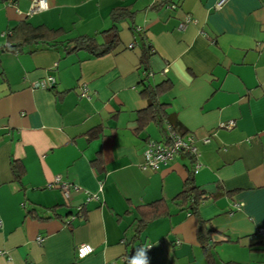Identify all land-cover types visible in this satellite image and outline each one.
I'll return each mask as SVG.
<instances>
[{
  "label": "crops",
  "instance_id": "1",
  "mask_svg": "<svg viewBox=\"0 0 264 264\" xmlns=\"http://www.w3.org/2000/svg\"><path fill=\"white\" fill-rule=\"evenodd\" d=\"M46 1L48 10L30 16L34 0L0 4V46L23 22L62 30L54 47L0 54V264H125L140 208L159 201L170 215L134 245L135 252L152 246L148 264H206L198 218L212 230L217 264H264V0H228L220 10L219 0H173L162 8L153 0ZM118 8L132 17L118 24L120 45L111 54L66 55L61 41L102 42ZM143 47L152 53L148 71ZM51 75L53 90L34 88ZM165 82L171 88L160 103L197 138L194 178L206 194L198 217L176 200L194 170L189 155L157 171L140 167L147 144L166 135L154 122L140 128L139 113L148 108L142 85ZM56 177L80 191L66 200L49 187ZM88 195L97 199L84 217L67 218ZM81 244L95 252L79 260Z\"/></svg>",
  "mask_w": 264,
  "mask_h": 264
},
{
  "label": "trees",
  "instance_id": "2",
  "mask_svg": "<svg viewBox=\"0 0 264 264\" xmlns=\"http://www.w3.org/2000/svg\"><path fill=\"white\" fill-rule=\"evenodd\" d=\"M9 1L13 0H0V4H5ZM172 1L173 0H164L156 8L165 7L172 3ZM131 13V10L128 8H118L113 10L111 14L113 22L112 27L101 34L103 37L102 42H99L96 37L83 36L72 40L61 41L59 43L63 45L66 55H72L80 51H85L91 57L98 58L111 54L120 45L118 24L124 19L132 17ZM6 35L8 36V44L0 46V54L4 52L21 54L24 52V49L28 48V46L34 48L30 50L29 53H34L44 49L45 47L56 46L58 42L57 39H59L62 35V30H51L44 26L34 27L27 22H23L20 23L14 30L9 31ZM139 35L142 36L141 33ZM150 55H152L151 50L148 48L145 49V47H143L141 65L146 71H148ZM142 86L141 95L147 100L148 108L139 113L138 122L141 126L140 128L143 129L148 123L154 122L159 127L164 128L165 134H167V127H169L172 132L181 136H186L187 133L182 130L181 124L178 122L176 116L174 114H167L165 105L161 104L159 101L160 96L170 90L171 83L165 82L156 87H152L148 84L145 85L143 83ZM99 132L100 129H95L90 136L93 138ZM190 157L194 161L193 157ZM93 164L97 167V169H99L100 172H102L101 160L96 159ZM18 167L19 166H16V164L14 165V173L20 179L22 175L21 171H18ZM195 173L196 171L193 170L189 174L184 182L183 190L178 195L176 200L180 201L181 208L189 212L192 216L198 217L199 207L206 201V194L196 186L194 178ZM80 207L81 210L77 209L75 214H69L67 215V218L72 216L84 217L86 205L83 204ZM50 211L55 213V209H51ZM140 211L142 217L134 226L132 235L128 237L127 242L125 241L127 243L126 245L131 247L127 257L128 259L125 264H129V259L135 254L134 245L141 240V236L148 226L157 219L170 215L169 207L163 201H159L152 205L145 206L144 208H140ZM29 215H32L33 217L39 216L36 210L30 211ZM211 232L212 230L208 229L206 222L198 218V236L202 242V248L206 257V264H217L216 258L212 252V248L209 246Z\"/></svg>",
  "mask_w": 264,
  "mask_h": 264
},
{
  "label": "built area",
  "instance_id": "3",
  "mask_svg": "<svg viewBox=\"0 0 264 264\" xmlns=\"http://www.w3.org/2000/svg\"><path fill=\"white\" fill-rule=\"evenodd\" d=\"M164 0H153L155 4H161ZM228 0H219V2L216 5V8L218 10L222 9L223 6L226 4ZM43 5H47V7H44ZM174 9L175 6L171 5ZM169 6V7H171ZM49 9V4L46 0H34L31 11L28 14V16L43 12ZM191 19H187L186 23L181 25V29H183L186 24L191 23ZM133 47V45L131 46ZM56 85V78L51 75L48 78L42 80L38 84L34 86L36 89H43V90H52ZM82 97H89L88 90L84 86L82 87ZM232 126V125H230ZM229 125L225 126L227 128H231ZM167 134L166 137L162 141H154L151 140L146 147V150L144 152V159L141 164V169L143 171H157L162 166H166L170 163H172L178 155L181 153H187L194 159V170L197 172V170L201 167L200 162V152L197 145V138L194 134H187L186 136H181L179 134H176L172 132V130L167 127ZM204 144H208L210 142L209 139H206L203 141ZM59 187L66 198V200L70 199V196L73 192L80 191V187L76 185H70L67 183L62 182L60 177H56L54 180V183L51 184L49 187L55 188ZM97 196L95 195H88V200L85 203V205L92 201L96 200ZM78 210H81V207L77 208ZM2 226V222L0 220V227ZM259 234L264 236V229L259 230ZM39 243L44 242V238L38 239ZM149 246V245H148ZM86 247H91V252L83 253L82 249ZM151 249V248H150ZM148 249L147 251H149ZM95 252V249L89 245V244H81L76 249V256L79 260H83L87 258L88 256L92 255ZM116 264V263H113Z\"/></svg>",
  "mask_w": 264,
  "mask_h": 264
},
{
  "label": "clouds",
  "instance_id": "4",
  "mask_svg": "<svg viewBox=\"0 0 264 264\" xmlns=\"http://www.w3.org/2000/svg\"><path fill=\"white\" fill-rule=\"evenodd\" d=\"M47 7V5H43ZM186 77V86L191 82V77L187 76V73L184 74ZM152 246L149 245L147 247L138 248L135 254L129 259V264H148V256L147 250L150 249ZM91 247H86L82 249L83 253L91 252Z\"/></svg>",
  "mask_w": 264,
  "mask_h": 264
}]
</instances>
